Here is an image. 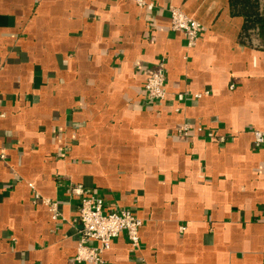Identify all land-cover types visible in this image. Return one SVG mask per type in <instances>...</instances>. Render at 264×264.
I'll use <instances>...</instances> for the list:
<instances>
[{
    "label": "crops",
    "instance_id": "1",
    "mask_svg": "<svg viewBox=\"0 0 264 264\" xmlns=\"http://www.w3.org/2000/svg\"><path fill=\"white\" fill-rule=\"evenodd\" d=\"M145 1L0 0V264H88L73 184L142 220L106 264H264V38L229 0ZM170 7L200 24L192 48Z\"/></svg>",
    "mask_w": 264,
    "mask_h": 264
},
{
    "label": "built area",
    "instance_id": "2",
    "mask_svg": "<svg viewBox=\"0 0 264 264\" xmlns=\"http://www.w3.org/2000/svg\"><path fill=\"white\" fill-rule=\"evenodd\" d=\"M140 7L151 8L145 0H134ZM170 28L181 33L186 39V48H192L198 41L200 24L185 14L180 8L170 7ZM165 60L160 58L154 70L147 77L144 84L145 99L150 104L163 101L166 98ZM198 97L200 95H197ZM187 133V127L181 129ZM180 130V131H181ZM179 131V132H180ZM198 131L202 128L198 127ZM252 145L259 148L264 144V130H253ZM3 157V155H1ZM31 189L34 186L28 183ZM71 192L80 196L77 222L80 225V237L76 245L75 261L77 263L106 264L103 253L111 246V241L124 231L129 241V251L134 253L139 245V229L142 220L129 209L109 207L104 199L86 194L81 184H73ZM38 193L33 194V200L40 199ZM47 205L52 220H56L60 213L57 204L50 199L41 198ZM264 219V215H263Z\"/></svg>",
    "mask_w": 264,
    "mask_h": 264
},
{
    "label": "trees",
    "instance_id": "3",
    "mask_svg": "<svg viewBox=\"0 0 264 264\" xmlns=\"http://www.w3.org/2000/svg\"><path fill=\"white\" fill-rule=\"evenodd\" d=\"M233 14L243 19L240 37L243 41L264 38V5L260 0H229Z\"/></svg>",
    "mask_w": 264,
    "mask_h": 264
},
{
    "label": "rangeland",
    "instance_id": "4",
    "mask_svg": "<svg viewBox=\"0 0 264 264\" xmlns=\"http://www.w3.org/2000/svg\"><path fill=\"white\" fill-rule=\"evenodd\" d=\"M260 2H261V5H264V0H260ZM254 40H256V39H254Z\"/></svg>",
    "mask_w": 264,
    "mask_h": 264
}]
</instances>
